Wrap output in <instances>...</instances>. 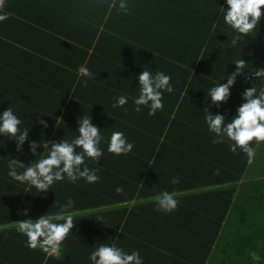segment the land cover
<instances>
[{
    "label": "trees",
    "instance_id": "1",
    "mask_svg": "<svg viewBox=\"0 0 264 264\" xmlns=\"http://www.w3.org/2000/svg\"><path fill=\"white\" fill-rule=\"evenodd\" d=\"M112 2L0 4V15L8 16L0 21V111L11 106L25 126L32 124L30 140L41 136L38 119L47 121L48 139L74 138L77 118L85 114L104 128L105 137L119 130L134 144L127 156L110 154L103 145L99 164L88 161L98 169L97 183L66 179L41 194L7 177L10 156L24 163L32 157L0 137V264H89L91 247L108 239L125 251L139 250L145 264H250L247 235L227 227L248 158L230 152L227 143H212L202 108L205 91L228 63L242 56L264 66V17L259 31L231 51L233 33L218 18L224 0H128L126 14L118 0L110 8ZM85 64L93 73L87 85L77 75ZM144 69L171 75L175 89L164 93V108L154 116L147 108L136 112L131 99L139 94ZM249 86L238 78L222 111H234L239 92ZM120 95L130 98L128 104L113 108ZM262 153L264 143L256 146V155ZM175 177L180 183H171ZM242 184L248 191L254 185L255 200L264 194V181ZM165 190L177 193L174 212L156 210L155 197ZM67 198L75 202V225L57 254L26 247L16 229L22 212L27 209L32 218L55 214Z\"/></svg>",
    "mask_w": 264,
    "mask_h": 264
},
{
    "label": "clouds",
    "instance_id": "2",
    "mask_svg": "<svg viewBox=\"0 0 264 264\" xmlns=\"http://www.w3.org/2000/svg\"><path fill=\"white\" fill-rule=\"evenodd\" d=\"M3 0H0V4ZM110 8L117 7V0H113ZM118 8L125 14L128 12V0H118ZM264 0H224L220 4L218 18L233 33L228 50L238 49L246 37L259 31L261 18L264 17ZM8 16L0 15V21ZM228 65L234 69L227 71ZM224 74L218 81H213L207 88L203 112V121L207 131L212 134L213 144L227 143L233 154L243 153L251 164L256 155V146L264 143V66H255L240 56L228 63ZM77 75L86 78L83 83L87 85L93 73L87 65L77 68ZM238 78L249 87L239 92L240 103L234 111H222L232 97V90ZM171 75L163 71L151 72L143 70L138 76L139 94L132 97L136 112L147 108V114L154 116L164 108V93H173ZM129 97L120 95L115 98L113 108H124ZM213 109H216L213 111ZM35 124L42 130L39 139H29L32 127L25 126L24 121L13 107L8 106L0 111V137L15 142V151L22 155L31 154L32 159L27 163L10 156L5 162L6 175L11 181L24 185L36 192L47 194L55 184L66 179L70 183L80 180L88 184H95L100 180L98 169L89 167L88 161L99 164L107 152L115 156H127L134 148L123 131L114 130L108 137L102 134V129L92 122V116L81 115L77 118L78 128L74 138L48 139L43 130L48 128L44 119H38ZM27 143V151L25 144ZM42 149V151H38ZM172 184L180 183L175 177ZM117 193L123 188L117 187ZM75 202L67 198L61 206V211L55 214L40 215L32 218L27 209L22 213L25 217L18 221L16 229L22 234L25 246L29 249H39L48 255L59 251L75 225L74 214L70 211ZM156 210L162 213H171L177 210L179 200L175 191H162L155 197ZM102 221V217H97ZM95 243L88 254L89 264H145L139 250L131 252L119 246L115 240H106Z\"/></svg>",
    "mask_w": 264,
    "mask_h": 264
},
{
    "label": "crops",
    "instance_id": "3",
    "mask_svg": "<svg viewBox=\"0 0 264 264\" xmlns=\"http://www.w3.org/2000/svg\"><path fill=\"white\" fill-rule=\"evenodd\" d=\"M256 157L257 159H262L256 161ZM244 178V181L237 184V191L233 198V207L231 208V220L228 222L227 227L231 229L233 234L242 233V238L247 235L251 249L249 250V246L247 247L248 253H245L247 257L245 261L264 264V194L259 200H255L254 185L248 191L244 186L245 184H242L249 181H256L259 184L264 181V153L255 156L253 162L248 165V171ZM237 205L242 207H236ZM223 232L224 229H222ZM228 241L234 247L237 246L234 244L235 240H233L234 242L232 240Z\"/></svg>",
    "mask_w": 264,
    "mask_h": 264
},
{
    "label": "rangeland",
    "instance_id": "4",
    "mask_svg": "<svg viewBox=\"0 0 264 264\" xmlns=\"http://www.w3.org/2000/svg\"><path fill=\"white\" fill-rule=\"evenodd\" d=\"M250 264H259V263H255V262H249Z\"/></svg>",
    "mask_w": 264,
    "mask_h": 264
},
{
    "label": "built area",
    "instance_id": "5",
    "mask_svg": "<svg viewBox=\"0 0 264 264\" xmlns=\"http://www.w3.org/2000/svg\"><path fill=\"white\" fill-rule=\"evenodd\" d=\"M55 254H57V252Z\"/></svg>",
    "mask_w": 264,
    "mask_h": 264
}]
</instances>
